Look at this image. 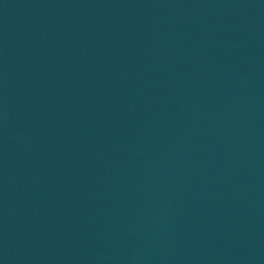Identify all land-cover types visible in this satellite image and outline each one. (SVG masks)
<instances>
[{"label":"water","instance_id":"obj_1","mask_svg":"<svg viewBox=\"0 0 264 264\" xmlns=\"http://www.w3.org/2000/svg\"><path fill=\"white\" fill-rule=\"evenodd\" d=\"M0 264H264V0H0Z\"/></svg>","mask_w":264,"mask_h":264}]
</instances>
